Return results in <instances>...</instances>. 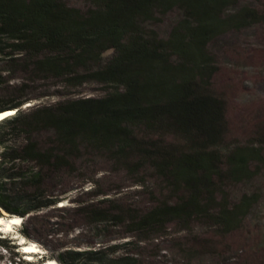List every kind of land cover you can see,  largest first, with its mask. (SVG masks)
I'll list each match as a JSON object with an SVG mask.
<instances>
[{
	"label": "trees",
	"instance_id": "trees-1",
	"mask_svg": "<svg viewBox=\"0 0 264 264\" xmlns=\"http://www.w3.org/2000/svg\"><path fill=\"white\" fill-rule=\"evenodd\" d=\"M84 1L85 11L65 0H0V56L12 63L26 59L29 68L24 63V69L39 79L71 89L95 83L102 93L66 98L0 121L6 130L0 131V209L24 217L48 206L37 199L44 193V172L70 168L71 159L87 149L104 152L114 169L130 176L151 169L170 189L171 200L143 213L117 215L129 220V232L160 234L193 224L222 235L235 231L258 197L246 194L231 203L224 188L264 168V119L246 143L229 141L228 104L216 85L219 67L209 44L230 31L264 26V4ZM174 10L181 17L167 37L147 27ZM19 102L8 101L0 112L18 108ZM41 130L52 133L55 146L40 148L33 136ZM18 200L35 207L20 211L11 204ZM90 214L100 226L114 217L101 209ZM0 248L17 247L0 235ZM107 255L69 249L55 259L130 264L128 258ZM42 262L11 259L9 264Z\"/></svg>",
	"mask_w": 264,
	"mask_h": 264
},
{
	"label": "rangeland",
	"instance_id": "rangeland-1",
	"mask_svg": "<svg viewBox=\"0 0 264 264\" xmlns=\"http://www.w3.org/2000/svg\"><path fill=\"white\" fill-rule=\"evenodd\" d=\"M65 2L82 11L88 8L84 0ZM263 4L264 0H241L239 5ZM180 17L174 10L147 27L165 38ZM209 50L219 67L216 85L228 104L229 141L246 143L254 125L264 119V26L221 34L210 42ZM110 55L108 52L105 57ZM15 59L12 63L0 56V108L10 100H27L19 102L21 106L7 119L66 98L102 94L95 83L71 89L56 80L39 79L24 69L26 59ZM25 67L29 68L27 62ZM33 138L42 149L55 146L51 132L41 130ZM71 162L68 169L44 172V193L37 199L48 206L31 211L26 209L34 204L19 200L11 203L20 211L31 212L19 216L20 225L0 230V235L15 241L17 247L7 252L0 248V264H9L11 259L17 263L19 259L32 263L53 259V263L62 264L55 258L69 249L92 250L108 254L110 259L128 258L130 264H264V168L250 180L224 188L231 203L246 194L258 197L235 231L222 235L216 229L193 224L188 230L170 227L160 234L142 235L129 232V220L117 215L143 213L159 201L171 200V191L161 178L151 169L136 176L114 169L104 152L82 149ZM93 209L107 210L114 217L100 226L90 218ZM10 216L0 209V217L6 220ZM21 239L24 244L35 242L41 253L27 256L19 252Z\"/></svg>",
	"mask_w": 264,
	"mask_h": 264
},
{
	"label": "bare ground",
	"instance_id": "bare-ground-1",
	"mask_svg": "<svg viewBox=\"0 0 264 264\" xmlns=\"http://www.w3.org/2000/svg\"><path fill=\"white\" fill-rule=\"evenodd\" d=\"M14 110H6L0 113V121H2L3 119H6L7 117L13 115ZM20 217L19 216H10L8 219H3L2 217H0V221H2L3 223H0V230L1 229H6V230H11V228L15 225H20ZM11 221H19V223H11ZM19 242V241H18ZM19 252L25 253L27 254V256H32V254H36V253H41L40 248L38 247V245H36L35 242H30L29 244H24L21 242L19 244ZM31 257H27L26 260H30ZM55 262V260L53 259H49L47 261L42 262L41 264H55L53 263Z\"/></svg>",
	"mask_w": 264,
	"mask_h": 264
},
{
	"label": "snow or ice",
	"instance_id": "snow-or-ice-1",
	"mask_svg": "<svg viewBox=\"0 0 264 264\" xmlns=\"http://www.w3.org/2000/svg\"><path fill=\"white\" fill-rule=\"evenodd\" d=\"M0 223H3V222L0 221ZM11 223H19V221H11Z\"/></svg>",
	"mask_w": 264,
	"mask_h": 264
},
{
	"label": "water",
	"instance_id": "water-1",
	"mask_svg": "<svg viewBox=\"0 0 264 264\" xmlns=\"http://www.w3.org/2000/svg\"><path fill=\"white\" fill-rule=\"evenodd\" d=\"M7 110H12V109H7ZM3 111H6V110H3ZM3 111H1V112H3ZM1 112H0V113H1Z\"/></svg>",
	"mask_w": 264,
	"mask_h": 264
}]
</instances>
